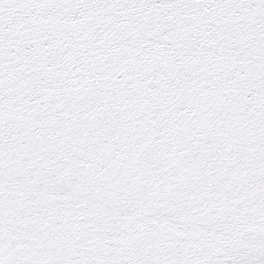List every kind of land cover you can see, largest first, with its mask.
Masks as SVG:
<instances>
[{"label": "snow or ice", "instance_id": "obj_1", "mask_svg": "<svg viewBox=\"0 0 264 264\" xmlns=\"http://www.w3.org/2000/svg\"><path fill=\"white\" fill-rule=\"evenodd\" d=\"M0 264H264V0H0Z\"/></svg>", "mask_w": 264, "mask_h": 264}]
</instances>
